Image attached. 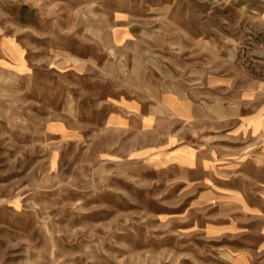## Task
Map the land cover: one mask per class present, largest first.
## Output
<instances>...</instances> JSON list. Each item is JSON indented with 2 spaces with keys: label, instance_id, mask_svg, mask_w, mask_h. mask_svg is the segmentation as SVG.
I'll return each instance as SVG.
<instances>
[{
  "label": "rangeland",
  "instance_id": "1",
  "mask_svg": "<svg viewBox=\"0 0 264 264\" xmlns=\"http://www.w3.org/2000/svg\"><path fill=\"white\" fill-rule=\"evenodd\" d=\"M0 264H264V0H0Z\"/></svg>",
  "mask_w": 264,
  "mask_h": 264
},
{
  "label": "crops",
  "instance_id": "2",
  "mask_svg": "<svg viewBox=\"0 0 264 264\" xmlns=\"http://www.w3.org/2000/svg\"><path fill=\"white\" fill-rule=\"evenodd\" d=\"M13 53V52H12ZM175 99H171L169 98L167 101H174ZM172 103V107L174 112L177 114L178 118L185 121V118H189L190 117V109L181 101H174V102H170ZM148 116H145L144 119H148Z\"/></svg>",
  "mask_w": 264,
  "mask_h": 264
}]
</instances>
